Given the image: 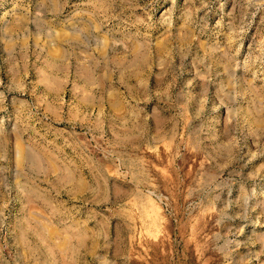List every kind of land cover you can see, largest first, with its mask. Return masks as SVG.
I'll use <instances>...</instances> for the list:
<instances>
[{"label": "rangeland", "instance_id": "1", "mask_svg": "<svg viewBox=\"0 0 264 264\" xmlns=\"http://www.w3.org/2000/svg\"><path fill=\"white\" fill-rule=\"evenodd\" d=\"M59 54L121 90L129 61L146 113L52 120L38 79ZM17 88L0 264H264V0H0V89Z\"/></svg>", "mask_w": 264, "mask_h": 264}, {"label": "crops", "instance_id": "2", "mask_svg": "<svg viewBox=\"0 0 264 264\" xmlns=\"http://www.w3.org/2000/svg\"><path fill=\"white\" fill-rule=\"evenodd\" d=\"M59 56L52 58L53 60H47L49 72L43 73L38 79L42 90L49 97L47 111L52 120L86 124L103 129L110 118L120 121L127 115L135 117L136 114V117H141L143 113H146L144 109L149 108L147 105L151 100L149 97L151 89L148 87L145 72L131 68L129 61H125L129 67L128 72L126 71L129 80L125 84V89L121 90L114 88L111 80L105 82V73H102L104 71L93 73L89 68L82 66L77 67L75 71L74 65L67 62L65 56L63 62H61L62 56L60 54ZM21 77L20 80L18 75L10 78H13V84L24 88ZM8 79L9 77L6 80ZM11 90L21 95L25 91L18 88L0 89V96L3 97V94ZM129 95L138 97L133 98ZM128 99L136 103L144 102L140 108L136 106L132 109L133 105L128 102ZM153 111L150 109L149 115L154 120L153 125L158 126L167 122V119L155 117Z\"/></svg>", "mask_w": 264, "mask_h": 264}]
</instances>
